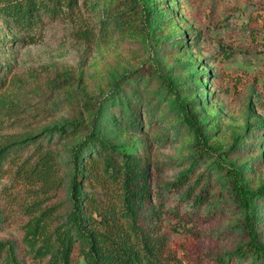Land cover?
Masks as SVG:
<instances>
[{
  "label": "rangeland",
  "instance_id": "obj_1",
  "mask_svg": "<svg viewBox=\"0 0 264 264\" xmlns=\"http://www.w3.org/2000/svg\"><path fill=\"white\" fill-rule=\"evenodd\" d=\"M122 2L78 0L58 18L44 19L30 33L33 42L0 15V147L28 144L4 162L0 174V240L18 242L40 210L70 208L69 150L91 127L63 137L48 132L53 126L83 121L119 150L150 156L154 191L188 166L190 136L162 75L173 80L219 151L228 149L235 135H257L255 125L264 121V0H149L163 15L153 31L144 30L138 18L121 29H101L104 9ZM86 30L94 35L87 38ZM179 36L182 44L174 47L172 40ZM136 70H142V78L129 77ZM123 76L131 79L129 86L123 87ZM115 84L121 89L118 101L109 98ZM128 100L138 110V126L128 124L127 108L118 105ZM247 150L220 157L242 165V181L253 189L264 184V146L251 144ZM45 151L56 164L48 185L17 171ZM155 165L161 166L159 172ZM84 189L102 194L93 181ZM241 218L233 205L198 218L164 215L156 231L163 239L161 263L187 264V256L233 249L243 239L234 226ZM258 234L264 242V224Z\"/></svg>",
  "mask_w": 264,
  "mask_h": 264
},
{
  "label": "trees",
  "instance_id": "obj_2",
  "mask_svg": "<svg viewBox=\"0 0 264 264\" xmlns=\"http://www.w3.org/2000/svg\"><path fill=\"white\" fill-rule=\"evenodd\" d=\"M77 3L78 0H0V15L7 23L26 33L29 42H33L30 33L44 19L54 20L62 15L64 8L77 6ZM153 5L149 0H123L118 6L104 9L100 28L106 31L112 27L121 29L124 24L138 18L144 30L153 31L154 25L163 20V15ZM85 32L87 38L94 35L91 30ZM181 38H173L172 45L181 46ZM143 74L142 70H136L129 77L142 78ZM196 76L195 71L190 75L192 79ZM161 78L180 111L179 123L186 126L190 136L188 166L182 168L173 180L157 185L154 191L150 181V156L119 150L100 137L93 125L83 121L51 127L48 130L51 135L55 133L63 137L86 126L91 127L69 150L67 160L72 168L68 180L70 208L64 212L46 208L37 214L32 213L18 242L0 240V264H27V257L38 258L43 264H162L163 239L157 237L156 231L164 215L177 219L185 216L198 218L216 208L231 205L242 215L241 221L234 225L243 234L242 241L231 250L196 254L191 258L187 256L184 262L264 263V242L258 234L259 226L264 224V184L248 188L242 181V165L236 167L220 157L247 152L251 144L258 148L264 146V121L255 125L256 136L247 134L240 138L241 134L235 135L228 149L219 151L209 144L205 123L196 119L188 103L178 96L173 80L163 75ZM122 80L123 87L130 85V78L123 76ZM120 90L115 84L109 98L118 101ZM199 96L207 97L202 93ZM118 105L127 108L128 124L138 126V110L132 101ZM95 108L97 112L101 110L99 106ZM98 116L99 113L95 114V119ZM102 120L105 117L101 115ZM27 146L25 141H19L0 147V174L4 162L13 159V153ZM211 158L210 164L203 167L204 162ZM55 166L54 155L45 151L31 165L25 168L19 165L16 169H23L26 176L48 185ZM160 169V165H155L157 172ZM88 181L99 186L101 196L84 189ZM212 190L215 191L212 193ZM80 257L82 263L76 260ZM176 264L183 263L179 261Z\"/></svg>",
  "mask_w": 264,
  "mask_h": 264
}]
</instances>
